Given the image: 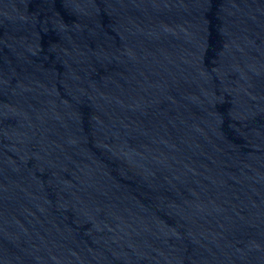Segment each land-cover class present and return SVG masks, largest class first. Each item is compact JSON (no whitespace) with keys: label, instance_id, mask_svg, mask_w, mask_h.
<instances>
[{"label":"water","instance_id":"obj_1","mask_svg":"<svg viewBox=\"0 0 264 264\" xmlns=\"http://www.w3.org/2000/svg\"><path fill=\"white\" fill-rule=\"evenodd\" d=\"M0 264H264V0H0Z\"/></svg>","mask_w":264,"mask_h":264}]
</instances>
